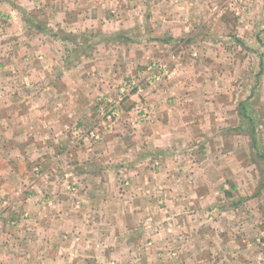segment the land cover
Segmentation results:
<instances>
[{
    "label": "crops",
    "instance_id": "0c3cea01",
    "mask_svg": "<svg viewBox=\"0 0 264 264\" xmlns=\"http://www.w3.org/2000/svg\"><path fill=\"white\" fill-rule=\"evenodd\" d=\"M209 1L212 6L220 0ZM15 4L0 0L1 20L19 18ZM205 5V0H182L186 15L170 20L163 33L128 58L119 51L113 57L67 58L63 50L56 56L57 50L43 46L36 59L27 55L21 63L2 42L0 202L14 205L12 211L0 205V242L22 253L19 260L3 257L0 264H150L151 258L154 264H264V207L253 209L252 203L248 217L235 221L239 205L262 197L264 181L258 161L253 162V150L260 151L253 134L243 146L248 159L240 161L236 154L242 145L235 140L240 95L234 81L240 67L234 58L237 42L245 48V67L258 64L264 78V0L239 34L226 36L223 48L219 41L210 44L208 31L200 27ZM221 20L216 23L235 25ZM254 40L257 47L249 44ZM158 60L166 61L172 77L143 95L152 110L150 122L133 121L137 97H130L121 104L124 117L111 134L75 142L74 129L88 133L102 127L101 105L118 99L125 79L144 76L140 64ZM252 83L250 76L242 101L254 99ZM260 85L264 93V79ZM236 165L244 186L233 185L234 195L218 194L220 184H235ZM121 182L132 186L126 191ZM68 185L86 195L81 211L72 207ZM219 196H238L239 202L220 207ZM160 200L169 201L161 203L168 207L160 208ZM136 249H147L148 258L130 259L127 253Z\"/></svg>",
    "mask_w": 264,
    "mask_h": 264
},
{
    "label": "rangeland",
    "instance_id": "374dc122",
    "mask_svg": "<svg viewBox=\"0 0 264 264\" xmlns=\"http://www.w3.org/2000/svg\"><path fill=\"white\" fill-rule=\"evenodd\" d=\"M15 1L17 3L15 4L17 6L16 9L18 10L20 16L17 19L14 18V20L12 21H7L3 18L2 20L0 19V47L2 46V42H7L9 53H11V56H17V58H20L21 63H25L24 59L27 55H30V58L32 60H34V58L36 59L35 55L38 52L37 49L42 48L43 46L50 47L55 51L57 50L55 54L56 56L59 55L60 50H63L65 52V55H67V58L71 55L72 57H76V55L77 57H95L99 54H108L109 56L113 57L114 51H119L121 55L125 54L127 58L129 57L128 55L131 54L136 56L138 52L140 53L142 51L140 50L141 45L148 42L151 37H154L153 39H155L156 34L160 35V33L164 32V28L166 25H168L167 23L170 22V20H180L178 19V17H183L184 15H186L188 10L182 8V0H28V2L24 4L26 6L20 5L21 0ZM262 2L263 0H254L253 5L249 8L247 15L244 14V16H239L235 12L230 10L228 4L229 0H220L218 3H216L222 5L219 10L218 8H214V5L216 4H213L211 6L212 2L209 0H205V4L207 6L205 5L202 14H200L199 17L203 19L202 23L200 24L201 29L205 30L204 32L208 31L209 39L212 40L209 43L212 44L219 41L222 48L224 46L228 47L227 42L229 40L226 38V36L229 33H236V35L237 33L239 34L241 31L240 28H245L247 18L252 15V12L255 10V8ZM193 12L195 14H193ZM190 14L194 15V17H197L195 10L191 11ZM67 17H71L74 22H55V20L65 19ZM223 18L232 20L231 22H235V25L230 23L231 26H227L226 24H222L220 22L216 23ZM204 22L205 24L203 25ZM231 27L234 28L232 29ZM247 31L249 30H246V32ZM233 41L234 40H230L231 43ZM237 43L236 49L234 51V58L235 60L237 59V62H235V66L237 67L238 65H240V67H237L238 74L234 80L236 83L237 95H240V99L243 94L249 91L245 82L250 81L251 76L253 81L252 84L254 87L252 92L254 93V99H251L250 101H242L241 99H238V103L236 104V110L238 114L236 125L238 130L237 134H239V136H237L235 140H237L238 145H242V147L237 150L236 154L238 155L240 161L243 159H248V154L244 153L243 146H245V144L247 143L249 144L250 135L253 134V137H256L258 149L260 148V151L258 150V155L256 154L257 149L255 148L256 150H253V162H259H256V167L257 169H260L259 171H261L260 180L264 181V93L261 92L262 87L260 85L261 81L264 78L262 77L263 73H261L258 68V64L255 63V65L253 66L251 63V66H253V70L245 67V61H248L243 52L245 48L244 45H240L243 48L242 49ZM249 44L250 46L253 45L254 47H257V42L255 40L249 42ZM239 48L242 49L241 52H238ZM258 51L260 52V50ZM0 53H3V51H1ZM23 53L25 54L24 56L22 55ZM50 54L52 55L54 54V52L52 51ZM20 61L18 59V61L14 62ZM148 61L149 60H147V62ZM159 62H162V64H164V62L166 61L158 60L153 61L149 64H140L139 68L142 69V71L145 70L143 74L144 76L139 78H127L121 83V85L130 81H141L146 78V75H149L151 73L154 74L155 72H161L162 74L164 73L162 72L164 71V69L165 72L168 73L166 76H164L161 84L169 81V79H171L172 77L171 68H161L160 71H156L155 68H152V71L150 70V66H153L152 64ZM114 98L116 99V97ZM138 98L139 97H137L136 101L138 100ZM128 99H130V97L126 98L124 102ZM144 104L147 105L145 101ZM101 106H103V104ZM111 107L112 106L110 104L108 106L105 105L106 112L110 110ZM99 111L102 113L103 117V119L99 120V124L101 122L102 127L97 125L90 131L94 132L95 134L94 137L89 136L92 141H101L105 134H111V132H113L116 128L117 122H120V120H122V118L124 117V110H122L120 119L118 121H115V124H113L112 128H109L108 124L105 125V123L107 122V119L105 118L106 112H102L100 108ZM133 121L136 124H144L135 121V113H133ZM75 131L80 130L74 129L72 131V136L76 142L81 139L80 137L76 136L77 134ZM80 133H84L85 136L88 137V133H85L83 131H80ZM245 156H247V158H245ZM235 167V170H237L238 172L240 171V173L235 176V184H220L217 190L218 194L222 193V191H227L234 195V193H238V189L233 190V185H236L237 187L244 186V173L241 172V169L238 165H236ZM257 169L255 168L254 171H256ZM121 184L127 188L125 189L126 191L132 186V184H126V182H121ZM193 184L194 183H189V185L187 184L191 192L196 191V188ZM68 188H70V193L73 197L72 201H74L72 207L77 212L81 211L83 205L85 204V202L83 201L86 198V195H80L81 190L77 189L78 186L76 185H68ZM121 190H123V188H121ZM262 192L264 193V189ZM246 194L248 193L246 192ZM158 202L160 208L164 209L168 207L166 206L163 208L161 203H167L169 201L160 200ZM191 202H193V200L189 199V204L187 203L188 208H192V204H190ZM216 202L219 203L218 205L220 207H236L239 199L238 196L231 198L220 197V199L218 198ZM252 203L254 205L253 209L264 207V194H262V197H260L258 200H254L247 205H239L237 209L240 210V212L241 209L244 210L241 213H238L235 221H243L248 217L247 212L250 211L249 205H251ZM12 204L13 203L8 200H1L0 202V205H3V210L12 211L14 205ZM169 205L171 208L176 207V205L173 204ZM185 207L186 205L184 203V208ZM211 207L212 205L208 206V208ZM262 218L264 220V216ZM9 225L12 226V222H9ZM0 227H2L1 221ZM261 237L262 235L260 233L259 240L261 239ZM3 245L4 244L0 242V261L3 260V257L10 256H12L13 258L15 257V260L20 259L22 253L21 250H16L12 246H10L9 248H4ZM159 250L160 249H155L156 256L160 255ZM130 251L131 252L127 253L130 254V259H134L136 254L147 256V258L148 254H150V252H146L147 249H136V252H133L132 250ZM73 252H71L72 256L74 254ZM120 255L125 254L120 253ZM137 255L136 258L139 259ZM151 259H153L154 262L150 264H154V258ZM22 261L24 262V260ZM158 264L165 263L162 262Z\"/></svg>",
    "mask_w": 264,
    "mask_h": 264
},
{
    "label": "built area",
    "instance_id": "2783aa9c",
    "mask_svg": "<svg viewBox=\"0 0 264 264\" xmlns=\"http://www.w3.org/2000/svg\"><path fill=\"white\" fill-rule=\"evenodd\" d=\"M254 0H229V8L231 11L235 12L239 16L247 15L249 8L253 5ZM153 66H150V70L152 71V68H155L156 71H160L161 68H168L166 64H162V62L154 63ZM163 66V67H162ZM164 73L161 74V72H155L154 74L146 75L143 80L141 81H130L126 82L119 86V95L118 99L113 102H109V104L112 106L110 110L106 112L105 105L101 106L102 112H106L105 118L107 119V122L109 128H112L113 124H115V121H118L120 119V116L122 114V108L121 104H123V101L126 98L137 96L139 97L136 101L135 105L133 106V113H135V121L138 123H148L152 120V110L150 107L144 104V101L142 100V96L144 95L145 91L149 87L158 86L161 84V82L164 79V76L167 75L168 72L162 71ZM144 97V96H143ZM76 136L80 137V139L84 138V133H80V131H75ZM89 136L94 137V132L88 133ZM86 137V136H85Z\"/></svg>",
    "mask_w": 264,
    "mask_h": 264
},
{
    "label": "trees",
    "instance_id": "16d2710c",
    "mask_svg": "<svg viewBox=\"0 0 264 264\" xmlns=\"http://www.w3.org/2000/svg\"><path fill=\"white\" fill-rule=\"evenodd\" d=\"M253 140H254V144L256 143V137H253Z\"/></svg>",
    "mask_w": 264,
    "mask_h": 264
}]
</instances>
